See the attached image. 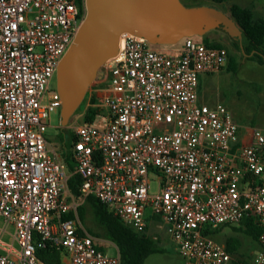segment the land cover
I'll return each mask as SVG.
<instances>
[{"label":"built area","instance_id":"1","mask_svg":"<svg viewBox=\"0 0 264 264\" xmlns=\"http://www.w3.org/2000/svg\"><path fill=\"white\" fill-rule=\"evenodd\" d=\"M85 15L86 0H0V264H45L36 251L46 246L61 264H120L79 221L90 196L135 233L165 234L184 264H231L211 233L252 218L260 250L246 264H264V128L245 145L224 106L198 103V78L224 68V48L184 38L175 53L122 35L82 122L69 124L73 173L51 149L49 117L61 109L51 82ZM89 109L106 111L104 128L83 123ZM72 174L79 200L64 195Z\"/></svg>","mask_w":264,"mask_h":264},{"label":"water","instance_id":"2","mask_svg":"<svg viewBox=\"0 0 264 264\" xmlns=\"http://www.w3.org/2000/svg\"><path fill=\"white\" fill-rule=\"evenodd\" d=\"M211 31L238 42L242 51V31L213 6L186 8L180 0H86L85 18L56 71L60 128L67 127L101 68L116 56L122 35L143 38L152 46H175Z\"/></svg>","mask_w":264,"mask_h":264},{"label":"rangeland","instance_id":"3","mask_svg":"<svg viewBox=\"0 0 264 264\" xmlns=\"http://www.w3.org/2000/svg\"><path fill=\"white\" fill-rule=\"evenodd\" d=\"M181 4L186 8H194L201 6H213L219 10L228 13V7L237 3L234 0H226L222 4L213 3L212 0H180ZM195 41L211 44H220L226 50L227 54L232 57V61L228 62L222 69L221 73L211 77L212 85L204 87V91H208L211 100L216 104L224 106L230 113L232 120L239 127L253 129H263L264 127V65L259 63L255 58L242 57L234 44L227 36L222 33L211 31L201 38H194ZM167 46H156V49L168 50ZM51 84L54 86L55 79ZM96 81L89 88L88 95L94 89L97 90ZM103 86H100V88ZM86 104V101L84 105ZM83 111V110H82ZM82 111L77 112L70 120L66 128H60V114L58 112L51 114L49 117V128L46 135L49 139L50 147L55 151L57 157H62L65 150L62 149L63 137L69 139V124L77 120L82 122L80 118ZM106 111L100 112L93 116V124L100 129L105 127ZM69 151V150H67ZM72 151V150H71ZM73 158V153H72ZM156 191V184L151 183V192ZM64 195L69 196L67 189ZM111 211V208H109ZM83 227L96 240L103 252L107 255H115V246L106 240L103 230L99 228L93 221L90 207H86L85 221ZM3 226V219L0 218V227ZM244 230V229H243ZM8 234H12L11 227L7 230ZM156 231L153 227L150 229V239L155 242L161 249V253L150 255L144 261V264H184V261L178 255L175 246L170 242L165 234H161L158 239H154ZM237 236L240 238V244L236 249V257L248 262L253 253L260 250L257 238L250 236L245 231L240 233L232 231L230 227H225L218 236V240H225L228 236ZM9 235L4 237V241H9ZM16 246V245H15ZM65 255V254H64ZM66 257V255H65Z\"/></svg>","mask_w":264,"mask_h":264},{"label":"trees","instance_id":"4","mask_svg":"<svg viewBox=\"0 0 264 264\" xmlns=\"http://www.w3.org/2000/svg\"><path fill=\"white\" fill-rule=\"evenodd\" d=\"M213 3L222 4L226 0H212ZM229 16L235 21L237 26L242 31V51L238 42H232L242 57L255 58L259 60V63L264 65V21L257 19L253 11L249 8H243L239 5L232 4L229 7ZM200 42V41H198ZM208 47L223 48L220 44H211L208 41H203ZM228 62L232 61V57L227 54ZM86 98L82 105L76 111L80 112L84 108ZM75 113V114H76ZM96 112L92 109L87 110L83 117V123H93V116ZM69 139L63 137L62 149L65 153L62 155L64 162L67 165L70 173L74 172V161L72 158V147L75 142L74 135L69 132ZM69 150V151H67ZM82 180L79 176L72 174L67 180V190L70 195L75 199L80 198V187ZM86 207H90L94 223L103 230V234L109 242H111L117 249L120 257V264H144L146 258L150 255L161 253V249L153 242L148 236L144 234H137L127 226H125L121 220L110 211L108 206H105L98 202L92 196L85 199L77 208V216L81 224L85 221ZM72 214L63 216V219H72ZM83 225V224H82ZM244 229V230H243ZM86 230V229H85ZM232 231L240 233L245 231L250 236L257 238L259 234L258 228L253 224L252 218L244 219L239 226L231 228ZM87 231V230H86ZM88 232V231H87ZM88 234H90L88 232ZM219 231L212 232L211 237L217 241ZM226 247L227 252L232 257L231 264H246L247 262L237 258L236 249L240 244V238L237 236H228L225 240L219 241ZM98 250L102 249L99 245H96ZM36 256L45 264H61L63 255L61 252L46 246L45 249H37ZM251 259V258H250ZM249 262V261H248Z\"/></svg>","mask_w":264,"mask_h":264},{"label":"crops","instance_id":"5","mask_svg":"<svg viewBox=\"0 0 264 264\" xmlns=\"http://www.w3.org/2000/svg\"><path fill=\"white\" fill-rule=\"evenodd\" d=\"M234 1H236L237 3H233V4L239 5L243 8L251 9L257 19L264 21V0H234ZM229 7H228V10H229ZM224 13H226V12H224ZM226 14L229 15V12ZM168 49L171 51H174L175 53H176V51H180L181 42H179L177 45L172 46ZM221 71L219 73H221ZM213 75H216V74L200 75L198 78V85H197L198 103L202 104V105H206L208 107H215L217 105L215 102H213L211 100V96L209 95L208 91H204V87H209L212 85L211 77H213ZM251 131L252 130L249 128L240 127L239 136H240V141L243 144H245V145L250 144V142H251V139H250ZM69 195H70V193H69ZM96 245H98V244L96 243Z\"/></svg>","mask_w":264,"mask_h":264}]
</instances>
